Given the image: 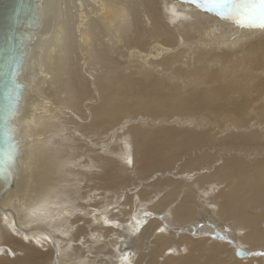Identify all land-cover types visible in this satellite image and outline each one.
<instances>
[{"label":"bare ground","instance_id":"bare-ground-1","mask_svg":"<svg viewBox=\"0 0 264 264\" xmlns=\"http://www.w3.org/2000/svg\"><path fill=\"white\" fill-rule=\"evenodd\" d=\"M215 3L33 0L0 264H264V30Z\"/></svg>","mask_w":264,"mask_h":264},{"label":"water","instance_id":"water-1","mask_svg":"<svg viewBox=\"0 0 264 264\" xmlns=\"http://www.w3.org/2000/svg\"><path fill=\"white\" fill-rule=\"evenodd\" d=\"M33 0H0V148H15L10 139L12 132L10 120L14 116V106L21 89L16 79L22 63L23 33L30 26L35 11ZM6 171L0 172V181L4 184L3 193L13 182L15 164L3 166ZM126 240L118 243L119 253L130 250ZM238 257L247 253L237 250Z\"/></svg>","mask_w":264,"mask_h":264},{"label":"snow or ice","instance_id":"snow-or-ice-1","mask_svg":"<svg viewBox=\"0 0 264 264\" xmlns=\"http://www.w3.org/2000/svg\"><path fill=\"white\" fill-rule=\"evenodd\" d=\"M181 2L197 5L200 0H181ZM214 7V14L220 19L230 20L241 28L264 30V0H216ZM173 15H176L175 10H173ZM17 145L12 149L0 148V172L6 171L3 166L15 164L19 152L18 141ZM46 206L47 201L34 208L32 215L35 216Z\"/></svg>","mask_w":264,"mask_h":264},{"label":"rangeland","instance_id":"rangeland-1","mask_svg":"<svg viewBox=\"0 0 264 264\" xmlns=\"http://www.w3.org/2000/svg\"><path fill=\"white\" fill-rule=\"evenodd\" d=\"M255 145H256V144H255ZM263 147H264V143H263ZM262 151L264 152V148H263ZM233 235H234V234H233ZM229 237H231L230 239H232L233 241L235 240V236H232V235H231V236H229ZM260 249H261V248H260ZM258 250H259V249H258ZM258 250L256 251V254H260V253L258 252ZM262 251H264V249H263ZM234 252H235V251H234ZM234 256H235L234 258H237V256H236V252H235V255H234ZM261 256H262V255H261ZM263 256H264V255H263ZM263 256H262V258H264ZM250 257H251V256H250ZM254 257H256V256H254ZM247 258H248V257H247ZM72 259H73L74 262H77V260L80 259V257L78 256V254H76L75 257L72 258ZM237 259L239 260L240 258H237ZM80 260H81V259H80ZM240 260H242V258H241Z\"/></svg>","mask_w":264,"mask_h":264}]
</instances>
